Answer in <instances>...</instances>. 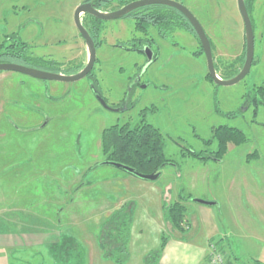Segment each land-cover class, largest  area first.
I'll return each instance as SVG.
<instances>
[{
	"label": "rangeland",
	"instance_id": "374dc122",
	"mask_svg": "<svg viewBox=\"0 0 264 264\" xmlns=\"http://www.w3.org/2000/svg\"><path fill=\"white\" fill-rule=\"evenodd\" d=\"M84 1L0 0V52L20 48V40L28 55L46 61L0 60L73 74L88 60L73 21L75 8ZM173 1L182 3L210 38L219 76L240 67L245 38L237 0ZM244 1L253 27V62L247 75L230 86L211 80L196 36L180 27L166 39L155 38L161 46L142 73L146 84L132 85L145 57L119 46L137 34L134 21L124 17L104 22L95 35L99 44L92 72L79 80L0 71V234H6L0 245L16 243L0 248L8 252L4 264H146L162 235L187 241L186 257L178 264H208L214 245L224 264H264V104L241 107L247 94L264 101V0ZM95 80L108 106L116 107L125 97L130 109L104 108L92 88ZM46 86L54 88L50 97ZM47 108L52 118L43 124L41 113ZM142 122L158 128L164 138L169 163L155 180L105 163L101 152L105 128ZM220 125L240 129L244 138H227L216 156L219 146L212 139L218 131L212 135V128ZM195 199L217 204L199 205ZM178 200L186 206L182 231L163 219L164 206ZM199 207L213 208L214 215L195 212ZM121 216H129L130 224L124 250L115 251L124 257L119 261L105 256L99 238L107 252L119 248L113 226ZM214 218L223 238H209L217 229ZM204 233L203 260L193 246L204 247Z\"/></svg>",
	"mask_w": 264,
	"mask_h": 264
},
{
	"label": "trees",
	"instance_id": "16d2710c",
	"mask_svg": "<svg viewBox=\"0 0 264 264\" xmlns=\"http://www.w3.org/2000/svg\"><path fill=\"white\" fill-rule=\"evenodd\" d=\"M156 16V15H155ZM171 17L179 16L177 13L173 16L171 13L169 14ZM166 17H158L155 18L158 19V22L163 20ZM170 19V18H169ZM9 39H14V36L8 37ZM15 40V39H14ZM17 41V40H16ZM20 48L14 47L11 51H1L0 52V58L2 56H9V57H15L19 58L22 57L23 60L31 61L34 64L35 63H44L46 60L39 57H33V58H27L28 56L27 52H25L26 48L24 46V43L20 40ZM20 52H25V56H20ZM30 57V56H28ZM1 61V60H0ZM209 75V74H208ZM233 76V74L231 75ZM230 76V77H231ZM221 78H229L220 76ZM260 89L263 90L264 95V87L260 86ZM246 105L250 104V102L254 103V106H257L259 104H264V101L261 100V97H251L250 94L246 95ZM217 135L215 134V138L217 141V145L219 146V150L216 154L220 155L224 147V142L226 139H233L235 142H240V139H243L244 136L241 132V130L235 128V127H229L226 125L218 126L216 128ZM237 136L236 138H233V135ZM163 135L160 133L158 128H155L153 125L142 122L137 126L130 127L129 124H113L107 128H105L101 135H100V145H101V152L105 156L106 161H114L123 163L126 165H129L133 167L135 170L141 173L149 174L153 172H157L160 170V168L167 163V158L164 154V142H163ZM219 159V158H218ZM185 213H186V206L184 203L180 200L174 201L173 203L169 205H165L163 209V219L166 223H170L171 226L175 229H178L179 231L183 230L182 222L185 219ZM116 215V214H115ZM119 217L122 214H118ZM114 216H112V219ZM111 219V218H110ZM108 220L106 222V225H104V229L106 228L107 224L112 220ZM117 222V221H116ZM130 218L127 216L124 218L121 216L120 220L118 221V224L113 226L116 233V242L119 243V248H116L114 251L107 252V247L102 245L101 243V235L99 240L100 248L103 250L105 256L111 257L113 259L121 261L123 256L119 257L115 251H123L125 248L124 240L126 238V235L128 236V227ZM122 226L125 228L124 232H122V229L120 230L119 227ZM103 229V231H104ZM102 231V232H103ZM101 232V233H102ZM167 241V237L162 235L161 236V242L159 244L158 249L153 250L148 253V255L145 257L146 264H160L159 258L160 253L163 250L165 244ZM127 253V252H125Z\"/></svg>",
	"mask_w": 264,
	"mask_h": 264
},
{
	"label": "water",
	"instance_id": "95a60500",
	"mask_svg": "<svg viewBox=\"0 0 264 264\" xmlns=\"http://www.w3.org/2000/svg\"><path fill=\"white\" fill-rule=\"evenodd\" d=\"M152 4H161V5L172 7L176 9L177 11L181 12L186 17V19L192 25L199 41L201 42L202 49H203L205 59H206L208 74L217 85L230 86V85L238 83L240 80H242L247 75V73L250 70L251 64L253 62L254 34H253L252 22L248 14L244 0H237V6H238V10L240 12V15L242 17L243 24H244V36H245V48H246L245 49V59L238 73H236L234 76L230 78H221L217 74L214 64H213L210 43H209V40L200 22L183 4L173 1V0H135V1H132L124 5L118 10L110 11V12L100 11L96 9L94 6H92L90 3L80 4L74 10L73 21H74V25L77 28L78 32L83 37L86 43V46H87V50H88V60L81 70L73 74H63V73H53V72L42 71V70H38L33 67H28V66H24V65L16 64V63L0 62V71L14 70V71H18L20 73L26 74L34 78L42 79V80H56V81H62V82H71V81L79 80L85 77L90 72V70L93 67L95 58H96L94 42L91 36L89 35L88 31L85 29V27L83 26L81 22V18H80L81 13H89L93 15L94 17L103 19V20H112V19H117L125 15L126 13H128L134 8L146 6V5H152ZM146 54H147L148 63H149L151 59V53L149 51H146ZM97 99L104 108L111 110L113 112L118 111L117 108L108 106L105 100L103 99V97H101L99 94H97ZM105 163L111 164L121 169H124L128 173L136 175L144 179L155 180L160 175L159 171L149 173V174L141 173L135 170L133 167L123 164V163H119V162L105 161ZM194 201L197 203L207 204V205H214L216 203L214 201H205L201 199H195Z\"/></svg>",
	"mask_w": 264,
	"mask_h": 264
},
{
	"label": "flooded vegetation",
	"instance_id": "af4514ba",
	"mask_svg": "<svg viewBox=\"0 0 264 264\" xmlns=\"http://www.w3.org/2000/svg\"><path fill=\"white\" fill-rule=\"evenodd\" d=\"M132 1H135V0H86L83 3H90L92 6H94L96 9H98L100 11L110 12V11L118 10L121 7H123L124 5H126V4H128V3L132 2ZM113 3H117V7L110 8V6ZM170 13L173 16L177 13L179 16L171 17V16H169ZM123 17L124 18H131L134 21V29L137 32V34L134 35L133 37H131L130 39H127L125 41L124 45H119V46L122 49L127 50V51L131 50V51H136V52L142 53L144 55V57H145V62L143 63L142 66H140L136 70V72L134 74V80H133V84L132 85H134L136 87H144L145 86L146 83L143 84L144 82H141L142 81V73L149 68L150 64L153 63V61H155L157 59L159 47L161 45L155 39L156 37L161 38V39H166V37L169 35V33L172 32V29L176 28V27H180L183 30L188 29V30H191L194 33V35L196 36V38H197V40H198V42H199V44L201 46V49H202L201 42L199 41V39H198V37H197L192 25L190 24V22L186 19V17L181 12L177 11L176 9H174L172 7H169V6H166V5H161V4H152V5L141 6V7H137V8L132 9L131 11H129L128 13H126L125 15H123V16H121L119 18H123ZM158 17L159 18L160 17L161 18L162 17H166V18H164L163 20L158 22V19L157 20L155 19V18H158ZM80 18H81V22H82L83 26L85 27V29L88 31L89 35L91 36V38H92V40L94 42L95 50H96V47L98 46L97 44H99V40L97 38H95V35L99 34V31L102 30V26H103L104 22L107 21V20L96 18V17H94L93 15H91L89 13H81ZM148 30L154 31L155 32V36L154 35L151 36V34H150V32H148ZM205 34H206V32H205ZM140 36H142V37H140ZM206 36H207V34H206ZM207 38H208L209 43H210V48H211V53H212V58H213L212 44H211L210 38L208 36H207ZM244 38H245V36H244ZM82 39H83V37H82ZM84 43H85V41H84ZM85 45H86V43H85ZM112 45L113 46L114 45L118 46V44H115V43H113ZM146 51H149L151 53V59H150L149 63H148V58H147ZM202 51H203V49H202ZM203 54H204V52H203ZM20 56H23V55L20 54ZM28 56H30V57H28ZM28 56L26 55L27 58H33V56H31V55H28ZM17 59L23 60L22 57H19ZM244 59H245V50H244ZM0 62H2V61H0ZM28 62H31V61H28ZM243 62H244V60H243ZM243 62L240 65V67H238L236 69H234L235 68L234 66L230 67V70L232 71V73L228 76L229 78H230V76L232 74L234 76L236 73H238V71L240 70V68L243 65ZM213 64H214V60H213ZM24 66L30 67V65H24ZM83 67L84 66L74 67L75 68L74 73H76L77 71L81 70ZM214 67H215L216 72H218L217 69H216L215 64H214ZM59 69H60V67H59ZM92 69H93V67H92ZM92 69L87 75L91 74ZM57 73L65 74L62 71H57ZM211 80H212V78H211ZM96 85H97V83H96V80H95V83L93 82L92 88H93L94 93H95V95L97 97V94H99V93H98ZM262 87H264V86H262ZM53 89L54 88H52L51 86H46L45 87L44 91L46 92L48 97L51 96L50 95L51 94L50 91L53 90ZM49 99H51V98H49ZM125 100L126 99L124 97L123 100L120 101L117 104V106L114 107V108H117L118 111L121 110V109H123L124 111L129 110L130 108L128 106V103L125 102ZM245 103H246V100H244V102H243V104L241 106L243 108V110L247 109V107L249 105V104L246 105ZM9 104L7 103V105H9ZM19 107H18V109H20ZM49 109L47 108L46 110L43 111V113H41L42 114L43 124H46L52 118L50 116V112L47 113V110H49ZM20 110H22V109H20ZM237 114L238 115H242L243 111L241 109H239V111H237ZM11 117H12V115H11ZM6 119L11 122L12 126H14V124H13L14 120H12L9 117L8 114L6 116ZM220 126H222V125H220ZM217 127L218 126L212 128V135L215 133ZM212 142H214L216 144V147H217V141L215 140V138L212 139ZM211 160L220 161V159L215 158V157H211ZM167 163H169V162H167Z\"/></svg>",
	"mask_w": 264,
	"mask_h": 264
},
{
	"label": "crops",
	"instance_id": "0c3cea01",
	"mask_svg": "<svg viewBox=\"0 0 264 264\" xmlns=\"http://www.w3.org/2000/svg\"><path fill=\"white\" fill-rule=\"evenodd\" d=\"M204 200H208V199H204ZM198 204L199 205H207V204H201V203H198ZM216 204L217 203H215L214 205H208V206H214L215 207ZM201 207H203V206H201ZM193 209L196 210L195 212L205 211L206 213L209 212L210 214L214 215L213 208H200L199 207V208H193ZM216 221L217 220L214 218V220H213V222H215L214 225L217 226V222ZM214 230H213L214 234H213V231H211L212 234L209 235V238L210 237L217 238V239L223 238V237H221V235H219L220 233H218L219 232L218 226H217V229H214ZM5 235L6 234H0V237L2 238ZM7 236H9V235L7 234ZM203 236L205 237V245H204V247L193 246V248L195 250L194 251L195 255L198 254L199 259H203L204 260L206 254H207V243L206 242L208 240H206L207 236L205 235V233L203 234ZM186 242L187 241H185L184 239L176 238V237H173V240L172 239L171 240H167V242H166V244H165V246H164V248L162 250V254H161V258H160L161 264H178L179 260L182 261L186 257V255H185L186 254V248L185 247H189V245ZM190 243H192V242H190ZM3 244H6L5 245L6 247H3V246L0 245V248L1 247H3V248H11L12 245H14V246L16 245V243L14 241H11V240L3 241ZM6 253H8V252H4V251L0 250V263L2 262L1 264H4L3 261H4V256H6ZM8 256H9V254H8ZM187 256H189V255H187Z\"/></svg>",
	"mask_w": 264,
	"mask_h": 264
},
{
	"label": "built area",
	"instance_id": "2783aa9c",
	"mask_svg": "<svg viewBox=\"0 0 264 264\" xmlns=\"http://www.w3.org/2000/svg\"><path fill=\"white\" fill-rule=\"evenodd\" d=\"M208 264H224L222 253L215 247V245L213 250L210 252Z\"/></svg>",
	"mask_w": 264,
	"mask_h": 264
}]
</instances>
